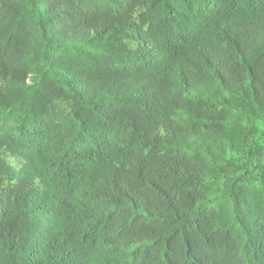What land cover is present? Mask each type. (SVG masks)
<instances>
[{
  "label": "trees",
  "instance_id": "obj_1",
  "mask_svg": "<svg viewBox=\"0 0 264 264\" xmlns=\"http://www.w3.org/2000/svg\"><path fill=\"white\" fill-rule=\"evenodd\" d=\"M0 264H264V0H0Z\"/></svg>",
  "mask_w": 264,
  "mask_h": 264
}]
</instances>
